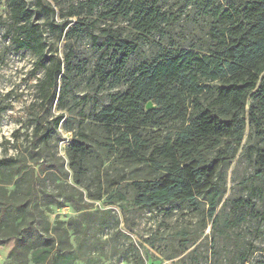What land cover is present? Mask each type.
Returning <instances> with one entry per match:
<instances>
[{
  "label": "rangeland",
  "instance_id": "374dc122",
  "mask_svg": "<svg viewBox=\"0 0 264 264\" xmlns=\"http://www.w3.org/2000/svg\"><path fill=\"white\" fill-rule=\"evenodd\" d=\"M79 1L43 0L54 10L47 15L39 12L35 0H28L37 10L35 20L42 26L47 54L53 61L73 55L69 69L64 64L57 80L56 98L50 101L42 87L51 62L40 67L30 51L15 49V26L6 0H0V158L17 161L0 171V211L7 206L0 227V264H34L30 253L21 257V263L10 256L16 238L29 233L45 239L63 234L64 248L71 251L68 264H264V171L260 172L264 100L260 95L248 100L237 134L221 138L218 148L202 153L201 165L211 167L219 155L233 151L219 166L212 186L193 201L158 208L135 206V185L157 181L163 172L112 148L110 130L98 122L100 111L124 92L142 64L158 61L171 50L205 54L212 47L213 19L204 13L205 0H158L169 18L163 25L165 35L139 41L115 88H100L96 75L101 59L110 57L104 56V38L94 45L89 32L66 37L67 30L61 36L54 29L61 28L62 16ZM240 1L215 0V4L228 8ZM112 5L108 0L99 12ZM99 17L97 13L93 19ZM105 27L133 35L128 20L122 18L118 22L100 18L93 34L100 36ZM262 78L264 82V74ZM218 86L213 84L212 92L201 98L205 108H211ZM152 106L158 108L153 102ZM185 107L189 112L193 109L189 100ZM212 110L220 115L218 108ZM252 112L258 127L251 120ZM59 115L63 121L46 141L43 136L53 130ZM163 116L157 126L142 130L147 148L141 158L146 161L152 147L174 135L180 124ZM38 125L41 132L36 137ZM74 144L84 150L77 152Z\"/></svg>",
  "mask_w": 264,
  "mask_h": 264
},
{
  "label": "trees",
  "instance_id": "16d2710c",
  "mask_svg": "<svg viewBox=\"0 0 264 264\" xmlns=\"http://www.w3.org/2000/svg\"><path fill=\"white\" fill-rule=\"evenodd\" d=\"M35 1L36 7H40L39 12L54 14L50 5L44 6L43 0ZM107 1H79L62 16L65 21L61 28L56 26L54 29L60 30L61 36L67 30L66 37H80L89 32L94 45L100 37L104 38V56L110 57L101 59L96 75L100 79V88L106 85L115 88L121 84L129 58L138 51L139 41L155 34L163 38V25L169 18L162 13L158 0H111L113 5L99 12L100 6ZM6 4L15 26L12 38L15 49L30 51L37 57L40 67L51 62L42 90L45 97L54 101L57 80L63 75L64 64L69 69L73 55L68 54L64 61H53L46 52L42 26L36 24L37 10L28 5V0H6ZM203 6L204 13L213 19L209 31L212 47L205 54L171 50L158 61L142 64L132 74L124 92L98 114V122L110 130V137L114 138L112 148L163 172L157 181L136 183L134 205L137 207L158 208L173 202L193 201L205 193L212 186L219 166L233 151L228 149L219 155L211 167L201 165L202 153L218 148L221 138L237 134L251 95H260V100H264V0H242L228 8L215 4V0H205ZM97 13L100 17L93 19ZM70 18H76V21H70ZM100 18L114 22L121 18L128 20L133 35L124 36L119 29L105 27L100 29V36H95L93 31ZM215 83L219 85L215 99L211 108H205L201 98L212 92L211 86ZM48 90H53L50 96ZM186 100L193 106L191 112L185 107ZM152 102L158 108L147 111L148 103ZM213 107L218 108L220 115L214 113ZM160 115L180 124L174 135L152 147L146 161L141 158V152L147 148L142 130L157 126ZM223 116L229 120L224 121ZM250 117L258 127L259 120L253 112ZM62 121V115L54 120L53 130L43 136L46 141ZM40 128L38 125L35 129L36 137ZM73 147L77 152L84 150L83 145L74 144ZM16 163L13 158H0V171L12 168ZM6 215L5 205L0 211V227ZM15 242L10 256L20 263L21 257L29 253L34 264H68L71 259V251L64 248L67 239L63 234L45 239L29 233L17 237Z\"/></svg>",
  "mask_w": 264,
  "mask_h": 264
},
{
  "label": "water",
  "instance_id": "95a60500",
  "mask_svg": "<svg viewBox=\"0 0 264 264\" xmlns=\"http://www.w3.org/2000/svg\"><path fill=\"white\" fill-rule=\"evenodd\" d=\"M147 109H148V110H152V109H153L152 103H148V105H147Z\"/></svg>",
  "mask_w": 264,
  "mask_h": 264
}]
</instances>
